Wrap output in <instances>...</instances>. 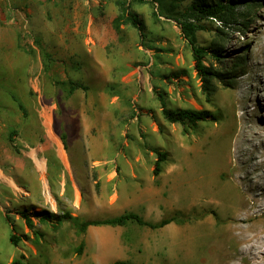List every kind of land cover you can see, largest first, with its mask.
<instances>
[{"label": "rangeland", "instance_id": "374dc122", "mask_svg": "<svg viewBox=\"0 0 264 264\" xmlns=\"http://www.w3.org/2000/svg\"><path fill=\"white\" fill-rule=\"evenodd\" d=\"M120 1L0 0V264H210L215 230L230 216L226 156L244 113L235 96L264 114V90L251 74L264 56V0H232L246 15L242 31L198 21L197 43L221 44L217 68L243 62L209 99L176 22L145 0L131 4L144 38L131 25L117 31ZM156 92L169 109L206 110L216 120L195 129L169 123ZM155 150L166 154L157 183ZM43 210L79 222L178 214L158 229L127 222L83 234L70 221L52 227L34 218V235L18 213ZM13 233L22 236L17 245Z\"/></svg>", "mask_w": 264, "mask_h": 264}, {"label": "trees", "instance_id": "16d2710c", "mask_svg": "<svg viewBox=\"0 0 264 264\" xmlns=\"http://www.w3.org/2000/svg\"><path fill=\"white\" fill-rule=\"evenodd\" d=\"M145 0H121L119 4L120 13L113 19L112 24L115 30L119 31L123 25H131L138 31L140 38H144V24L141 18L131 9V4L134 2L142 3ZM152 3H157L159 13H163L166 18L173 19L179 26L182 37L188 43L193 59V67L196 72V76L200 81V90L202 94L209 99L213 96L217 90L218 85L225 86L227 83L232 84L233 78H226L225 75L234 74L238 67L243 62H234L229 72H224L221 68H217L216 64L220 63V57L222 53V47L218 39H214L210 46L204 47L197 43L196 31L202 30L204 26L198 24L202 19H214L221 23L224 27H230L239 25L241 28L238 31H242L248 26L246 15L244 13L236 12L235 5L232 0H189L186 9L183 14L175 13V9L182 0H150ZM253 2L248 4V9H251ZM248 12V10H247ZM161 15V14H160ZM221 33L222 30H220ZM218 35L217 38H219ZM223 40V37L219 38ZM213 61V62H212ZM215 62V64H214ZM225 76V77H224ZM227 80V81H225ZM226 83V84H225ZM157 98L161 107V114L163 118L169 123H176L182 126H187L191 129L197 128L200 122L207 121L209 119L216 120V116L212 115L206 110H194V109H169L165 105L163 95L156 92ZM12 142V139H10ZM156 160L152 168L153 176H158L162 169L161 165L166 160V154L164 152L156 151ZM175 213L173 216L163 218L158 222L151 223L143 220L137 214L132 212L123 213L120 216L102 219V220H86L79 222L77 217H73L69 212H61L60 214L43 210L41 212H19L18 215L24 220L26 228L34 235L39 234L35 231L33 219H37L40 222L49 223L54 227L63 221H70L74 224L77 231L80 234L86 232L89 227L95 226H124L127 222H135L136 224L147 227L150 229L162 228L169 223L176 220ZM22 239V236L15 233L10 235L9 241L13 245H17ZM82 251V243L78 246L76 252ZM10 264H20L18 261H12ZM112 264H131L128 261L117 260Z\"/></svg>", "mask_w": 264, "mask_h": 264}, {"label": "bare ground", "instance_id": "6f19581e", "mask_svg": "<svg viewBox=\"0 0 264 264\" xmlns=\"http://www.w3.org/2000/svg\"><path fill=\"white\" fill-rule=\"evenodd\" d=\"M251 74L264 90V56L252 63ZM245 85V90L250 89L251 85ZM235 103L244 113L236 122L226 156L230 216L214 229L210 264H264V114L248 111L250 104L242 95L235 96Z\"/></svg>", "mask_w": 264, "mask_h": 264}, {"label": "crops", "instance_id": "0c3cea01", "mask_svg": "<svg viewBox=\"0 0 264 264\" xmlns=\"http://www.w3.org/2000/svg\"><path fill=\"white\" fill-rule=\"evenodd\" d=\"M151 173H152V170H151ZM161 173L158 175V176H153V174H152V176H151V178H150V181H153L154 183H157L160 179H161ZM144 220V219H143ZM146 221V220H145ZM114 227V229H120L121 227H123V226H113ZM143 227V226H142ZM123 228H121V230H122Z\"/></svg>", "mask_w": 264, "mask_h": 264}]
</instances>
